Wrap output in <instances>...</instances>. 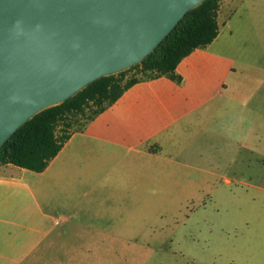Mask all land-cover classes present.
I'll use <instances>...</instances> for the list:
<instances>
[{"label": "crops", "instance_id": "1", "mask_svg": "<svg viewBox=\"0 0 264 264\" xmlns=\"http://www.w3.org/2000/svg\"><path fill=\"white\" fill-rule=\"evenodd\" d=\"M217 20V38L178 64L180 81L131 86L42 172L2 166L0 264H32L69 228L112 237L99 220H128L129 197L143 206L147 190L226 193L248 176L254 196L264 195V0H222ZM75 255L107 264L112 253ZM234 264H264V238H250Z\"/></svg>", "mask_w": 264, "mask_h": 264}, {"label": "water", "instance_id": "2", "mask_svg": "<svg viewBox=\"0 0 264 264\" xmlns=\"http://www.w3.org/2000/svg\"><path fill=\"white\" fill-rule=\"evenodd\" d=\"M204 0H0V149L39 112L140 64Z\"/></svg>", "mask_w": 264, "mask_h": 264}, {"label": "rangeland", "instance_id": "3", "mask_svg": "<svg viewBox=\"0 0 264 264\" xmlns=\"http://www.w3.org/2000/svg\"><path fill=\"white\" fill-rule=\"evenodd\" d=\"M221 29L222 37L230 34ZM135 74L136 70L126 71L125 80ZM3 172L7 169L0 166ZM217 181L221 183L218 188L224 186L222 180ZM251 182L242 176L225 187L226 193L218 194H171L164 189L152 194L147 190L143 206H134L133 196L129 197L124 211L128 220H99L98 225H110L102 229H110L112 237L97 238L89 226L69 228L43 247V258L32 264H71L72 255L88 249L111 251L107 264H234L235 253L249 250L250 238H264V195L254 196L248 186ZM75 256L80 264L101 261L86 263Z\"/></svg>", "mask_w": 264, "mask_h": 264}, {"label": "trees", "instance_id": "4", "mask_svg": "<svg viewBox=\"0 0 264 264\" xmlns=\"http://www.w3.org/2000/svg\"><path fill=\"white\" fill-rule=\"evenodd\" d=\"M221 1L204 0L190 10L154 52L140 64L119 72L120 77H102L65 102L36 114L2 146L0 166L42 172L73 133L82 131L131 86L161 76L180 81L176 68L181 60L217 38ZM128 70H136V74L125 80Z\"/></svg>", "mask_w": 264, "mask_h": 264}]
</instances>
